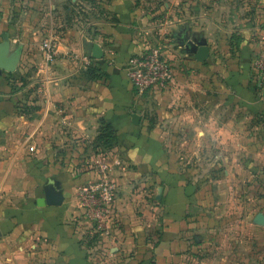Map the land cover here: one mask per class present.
I'll return each instance as SVG.
<instances>
[{
    "label": "crops",
    "instance_id": "0c3cea01",
    "mask_svg": "<svg viewBox=\"0 0 264 264\" xmlns=\"http://www.w3.org/2000/svg\"><path fill=\"white\" fill-rule=\"evenodd\" d=\"M73 2L0 0V264H264V0H104L82 25ZM152 46L174 77L139 94L127 62ZM101 153L114 216L91 236L78 192ZM50 176L64 200L38 205Z\"/></svg>",
    "mask_w": 264,
    "mask_h": 264
},
{
    "label": "built area",
    "instance_id": "2783aa9c",
    "mask_svg": "<svg viewBox=\"0 0 264 264\" xmlns=\"http://www.w3.org/2000/svg\"><path fill=\"white\" fill-rule=\"evenodd\" d=\"M42 48L46 61H52L57 53V40L45 38ZM253 70L259 86L264 89V59L260 54L253 61ZM126 71L130 85L139 94L165 89L174 77L172 63L158 46L130 57ZM93 168L95 178L82 185L78 192L79 215L89 223L91 236L108 235L113 223L116 187L102 153L94 160Z\"/></svg>",
    "mask_w": 264,
    "mask_h": 264
},
{
    "label": "water",
    "instance_id": "95a60500",
    "mask_svg": "<svg viewBox=\"0 0 264 264\" xmlns=\"http://www.w3.org/2000/svg\"><path fill=\"white\" fill-rule=\"evenodd\" d=\"M9 43L5 40L0 43V73L2 71L12 72L14 70V62L16 61V55H7ZM186 48L189 52L193 53L194 58L199 62H205L210 54V47L207 40L204 38L195 39L194 41H189L186 44ZM88 50L94 57L101 56V51L96 47L88 46ZM133 121L139 119L138 113L132 115ZM44 197L37 200L38 205H53L59 206L64 200L63 188L60 181L55 178V176H50L47 178L43 185ZM257 221L264 222V214L259 213L257 215Z\"/></svg>",
    "mask_w": 264,
    "mask_h": 264
},
{
    "label": "rangeland",
    "instance_id": "374dc122",
    "mask_svg": "<svg viewBox=\"0 0 264 264\" xmlns=\"http://www.w3.org/2000/svg\"><path fill=\"white\" fill-rule=\"evenodd\" d=\"M103 1L104 0H74V2L72 3L71 11L72 12L73 11L74 12L75 11L78 12V15H80V17H81V20L75 21L74 23L79 24V25H82L83 23H87L85 21V18H87V16H88L89 13H92L93 12L92 11L93 8H95V10H97L96 7L98 5H99V8H102V4L101 3H103ZM176 1H178V0H176ZM72 12H70L71 15H74V14H72ZM71 15H70V17H71ZM256 152H260V151H256ZM260 153H261V155H263V159H264V151H262ZM255 168H257V170L260 171V173L262 174V177L263 178L261 177V179H259L260 181L257 179L256 184H255V186L253 187L252 190L255 191V193L257 194L256 195L257 199H261L259 197V195L264 190V167H262V166H260V167L259 166H256ZM258 193H259V195H258ZM263 208L264 207H260L258 209L261 210Z\"/></svg>",
    "mask_w": 264,
    "mask_h": 264
},
{
    "label": "trees",
    "instance_id": "16d2710c",
    "mask_svg": "<svg viewBox=\"0 0 264 264\" xmlns=\"http://www.w3.org/2000/svg\"><path fill=\"white\" fill-rule=\"evenodd\" d=\"M91 240H93V239H91Z\"/></svg>",
    "mask_w": 264,
    "mask_h": 264
}]
</instances>
